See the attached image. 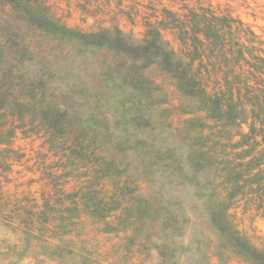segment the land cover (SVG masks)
Returning <instances> with one entry per match:
<instances>
[{"label": "trees", "instance_id": "1", "mask_svg": "<svg viewBox=\"0 0 264 264\" xmlns=\"http://www.w3.org/2000/svg\"><path fill=\"white\" fill-rule=\"evenodd\" d=\"M171 3L0 0V217L8 223L21 215L33 234L46 226L67 231L89 215L105 231L147 232L143 241L159 221L168 240L152 244L159 264H179L191 249L174 238L185 234L190 208L163 196L154 177L166 174L203 198L213 236L196 252V264L210 257L264 264V238L238 221L245 214L264 218V40L211 3ZM135 26L142 27L139 38ZM89 50L95 68L85 60ZM75 55L84 73L95 70L103 82L91 89L82 77L75 86L92 92L101 122L76 114L72 92L52 85L66 72L59 59L70 63ZM23 138H39L47 150L38 164L49 189L38 197L5 189L17 179L15 166L30 160L17 144ZM123 151L134 153L154 194L140 192ZM50 153L56 160L47 162Z\"/></svg>", "mask_w": 264, "mask_h": 264}, {"label": "rangeland", "instance_id": "2", "mask_svg": "<svg viewBox=\"0 0 264 264\" xmlns=\"http://www.w3.org/2000/svg\"><path fill=\"white\" fill-rule=\"evenodd\" d=\"M148 1L157 2L158 0H144V2ZM187 1L191 5L211 3L220 10L230 11L248 24L264 40V0ZM161 2L163 4H172L171 0H161ZM174 6L177 7L178 5L174 3ZM72 16L76 17V22H81L77 12L73 11ZM87 22L92 23L93 19L89 18ZM141 32L142 27L135 26L133 28V38H139ZM50 54L52 56L55 53L50 51ZM40 55L44 56L45 54L40 53ZM92 55L90 50L85 55L87 65L91 64L89 68H95L98 64L97 55L95 57ZM78 56L75 55V58H72L70 63L68 62L69 58L66 61L59 59L57 68H63L66 72L60 71L56 73L58 76L54 78L52 85L58 91L60 90V93L65 89L72 92L73 95L69 102L76 114H80L86 119L90 114L93 115L92 117L96 122H101L105 116L95 106L94 99L91 97L92 92L85 93V95H83V92L77 93L78 87L75 86L83 78H85L89 85L88 87L91 89H98V87L103 85V82L98 77L97 71L90 69L85 71V73L82 71L83 65ZM169 90H173V88L169 87ZM111 94L117 98L120 92L116 87H113ZM174 95L176 96L175 93ZM85 98H87L86 101ZM109 102L112 103L111 100ZM174 120L176 122L177 118L175 117ZM177 124L179 123L177 122ZM103 134L106 135L105 133ZM17 144H20L25 149L30 160L15 166L19 170V173H13L17 179L7 184L5 189L13 196H18L21 191L26 192L29 190L34 196L38 197L41 192H47L49 189L46 185V178L43 177L41 165L40 163L38 164V161L42 158L41 154L47 150L39 138L18 139ZM115 147L118 152L117 146ZM177 151H181V149L177 148ZM118 154L121 153L118 152ZM122 155L126 156L124 160L128 166L127 170H130V173L136 176L135 178H138L141 186L140 192L146 196L154 194L157 187L145 177H141L134 153L123 151ZM52 160H56V158L50 153L46 161ZM184 169L185 172H190L188 168L185 167ZM157 176L156 178L154 177V182L157 181V183L160 182L164 185V197L171 200L179 199L183 205L190 208L188 211L191 216V222L185 234L176 236L174 241L177 246L185 244L191 249L180 253L179 264H196V252H202L204 245L213 236V233L206 227V217L202 213L203 198L197 197L193 187L185 183L178 184L174 178L170 180V177L166 174ZM199 177H202V174H199ZM72 182L74 183L75 179L71 181V184H73ZM19 214L22 213L20 212ZM16 216L21 215H13V218H10L8 223L0 217V264H159L158 255L152 248V244L159 240L168 242L166 233L160 231L159 221L152 227L148 241H143L141 239L145 234H148L147 232L142 235L136 232L133 233L130 229L105 231L104 223L93 219L89 215H82L75 220L77 224L72 229H67L64 232L58 228L46 226L43 230H41L42 228L40 230L34 228L33 234H27L24 231L25 223H22L25 219ZM238 216L240 217L238 221L241 227L247 229L249 233H252V229H254L253 231L256 235L264 238L263 217L248 214ZM113 219V216L109 217V220ZM210 260L209 264H218L215 257H210ZM231 264H240V262L237 259H233Z\"/></svg>", "mask_w": 264, "mask_h": 264}]
</instances>
